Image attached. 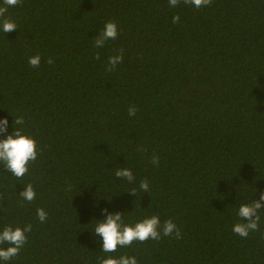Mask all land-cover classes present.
I'll use <instances>...</instances> for the list:
<instances>
[{
	"label": "trees",
	"instance_id": "trees-1",
	"mask_svg": "<svg viewBox=\"0 0 264 264\" xmlns=\"http://www.w3.org/2000/svg\"><path fill=\"white\" fill-rule=\"evenodd\" d=\"M6 16L17 29L0 30V119L35 139L37 159L19 180L0 165V230L32 225L19 255L0 264H98L109 255L92 232L104 208L125 223L171 219L182 237L134 241L115 257L264 264V210L260 231H232L243 222L239 206L264 192V0L199 9L183 0H23ZM108 21L118 36L96 48ZM120 50L123 62L106 71ZM120 168L134 182L117 178ZM28 183L32 202L19 196Z\"/></svg>",
	"mask_w": 264,
	"mask_h": 264
},
{
	"label": "clouds",
	"instance_id": "clouds-1",
	"mask_svg": "<svg viewBox=\"0 0 264 264\" xmlns=\"http://www.w3.org/2000/svg\"><path fill=\"white\" fill-rule=\"evenodd\" d=\"M23 0H2L0 5V30L4 33H10L17 29V24L10 17L6 16L9 7L18 6ZM169 7H175L181 3V0H168ZM186 5H193L197 9L209 6L212 0H183ZM179 15L173 16L172 22L178 23ZM118 36L117 24L114 21H108L104 24L103 29L99 34L93 37L94 46L101 48L108 40H115ZM97 53L96 59H99ZM41 57L39 55L30 56L28 63L33 68L40 66ZM54 61L49 58L48 64ZM123 62L122 50L120 54L108 57V64L106 71H113L117 64ZM137 109L135 106L128 108V115L135 116ZM7 117L0 119V165H3L13 176L18 180L23 178L29 171L28 165L37 159V143L35 139L27 134L23 128L14 127V131L8 132ZM24 117L16 116L13 120V125H23ZM154 165H159V157L153 156L152 161ZM117 178H124L129 183L134 182L135 177L130 168H120L115 171ZM141 190L145 193L149 190L148 181L142 180L139 184ZM136 195V190L128 191ZM22 200L32 202L36 198V192L31 183L23 185V190L19 193ZM261 210H264V192H261L258 200H252L250 203L241 204L238 208L237 215L243 222L234 224L232 231L240 237L247 238L250 232L260 231L259 225L261 222ZM104 218L96 220L97 223L92 230L94 235H97L102 241V252L109 254L97 258L98 264H138L135 256L121 255L115 257L111 255L115 253L118 247H128L134 241L146 242L149 239L160 240L162 236H171L175 233V238L180 239V229L171 220H165L163 223L160 217L153 214L150 217L145 216L134 224L125 223L123 219V212H108L107 208L101 209ZM36 215L40 222L46 221L47 213L43 208H37ZM32 231V225H25L23 228L12 225H5L0 230V261H11L17 257L24 245L27 243V233ZM264 235V232L261 233ZM8 245L6 248L2 245Z\"/></svg>",
	"mask_w": 264,
	"mask_h": 264
}]
</instances>
